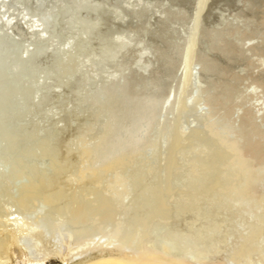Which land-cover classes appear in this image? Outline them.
<instances>
[{
  "label": "rangeland",
  "instance_id": "rangeland-1",
  "mask_svg": "<svg viewBox=\"0 0 264 264\" xmlns=\"http://www.w3.org/2000/svg\"><path fill=\"white\" fill-rule=\"evenodd\" d=\"M0 177L45 179L54 223L156 189L153 223H264V0H0ZM39 241L33 264H69Z\"/></svg>",
  "mask_w": 264,
  "mask_h": 264
},
{
  "label": "bare ground",
  "instance_id": "bare-ground-1",
  "mask_svg": "<svg viewBox=\"0 0 264 264\" xmlns=\"http://www.w3.org/2000/svg\"><path fill=\"white\" fill-rule=\"evenodd\" d=\"M25 180L15 178L10 190L0 186L4 201L10 198L22 208L21 214L10 212L8 217L12 218L0 223V264H33L40 260L39 240L57 250L69 264H171L169 261L183 264H260L253 259L252 253L264 250L261 244L264 243V223H239L237 230L225 234L214 223L200 230L196 223H183L180 228L153 223L155 219L164 220L170 215L167 198L157 189L150 196L138 198L127 193L97 197L90 210L84 206L74 210L72 206L63 216L65 223H54L52 215L56 209L53 203L56 200L39 199L42 191L38 188L45 179ZM221 182L218 178H210L205 190L212 191ZM3 184L0 177V185ZM166 192L170 194L169 190ZM33 197L44 205L28 213L27 205ZM180 209L183 212L184 208ZM93 214L96 215L94 226L87 221L94 217ZM22 220L31 223H23ZM57 224L67 226V229L56 230ZM129 225H135L134 232H128ZM159 231L163 235H159ZM17 234L22 236V240L16 241ZM97 251L101 256L94 258L92 255ZM113 251L119 252L118 255ZM152 255H159L168 262ZM262 256L264 258V253Z\"/></svg>",
  "mask_w": 264,
  "mask_h": 264
}]
</instances>
